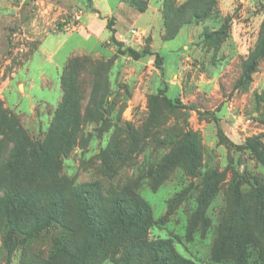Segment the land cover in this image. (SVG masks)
I'll return each instance as SVG.
<instances>
[{
	"label": "trees",
	"instance_id": "1",
	"mask_svg": "<svg viewBox=\"0 0 264 264\" xmlns=\"http://www.w3.org/2000/svg\"><path fill=\"white\" fill-rule=\"evenodd\" d=\"M123 1L141 13L148 8L145 0ZM217 1L187 0L177 5L175 1L163 0V40H173L184 26L206 20ZM262 26L259 51L245 64L234 86L237 90L251 82L264 56V22ZM109 29L114 34L110 24ZM203 34L221 43L229 37V27L224 23L219 29ZM111 43L118 47L119 55L134 60L152 56L156 67L162 69V56L149 47L141 51L123 49L124 45L114 35ZM113 65L112 59L95 60L87 55L68 60L60 78L62 100L42 141L33 138L19 116L0 99V243L10 260L17 259L18 264H199L177 251L179 237L151 238L153 227L169 222L188 201L194 184L169 199L165 215L158 221L140 193L144 181H150V187L156 191L175 169L183 167L186 177L200 181L185 241L193 245L197 234H207L212 226L209 209L219 191L220 174L199 173L203 168L202 151L193 133L181 137L173 150L144 176L122 185L113 183L117 168L126 166L132 154L141 150L140 141L144 138L127 124L118 128L106 147L91 158L100 164L99 175L108 181L106 189L101 181L79 183L64 173L65 159L76 149L88 152L94 136L101 135L87 133L88 124L108 123L105 104L111 93L109 75ZM88 68L92 80L86 99L82 82ZM163 98L169 106L180 107L166 95ZM108 129L111 126L104 132ZM121 136L122 141L118 142ZM9 145L11 149L7 152ZM260 146L253 140L247 144L264 166ZM227 199L210 261L249 264L251 250L256 249L258 260L264 264V184H256L246 194L234 185L229 188Z\"/></svg>",
	"mask_w": 264,
	"mask_h": 264
},
{
	"label": "rangeland",
	"instance_id": "2",
	"mask_svg": "<svg viewBox=\"0 0 264 264\" xmlns=\"http://www.w3.org/2000/svg\"><path fill=\"white\" fill-rule=\"evenodd\" d=\"M56 1L71 7L68 20L65 19L70 26L66 27L64 22L58 21L56 29L59 30L61 24L63 25L61 29L64 31L77 30V27L73 26L74 16L81 10L72 6L70 0H27L30 11L24 17L25 22L19 20L20 16L17 18L18 21L12 23H8L7 19L0 22V99L6 108L19 116L22 126L28 133L41 141L45 138L59 105L56 98L52 95L48 96V103L52 108L50 112L43 109V105H39L33 115L25 116L17 109H13L9 96H7L8 104L1 93L7 94L14 90L15 83L19 81L15 75L19 74L21 65L37 48L41 37L56 22L50 15L56 6ZM156 1L158 0L151 2L155 7L158 5ZM172 1L177 5L183 3L179 0ZM219 2L218 0L210 17L200 23L189 25L193 27V37H188L186 50L181 47L177 52L181 64L178 73L181 72L179 76L182 77L180 80L182 87L177 91V95L168 97V88L164 84L159 90L148 91V84L153 81L152 76L147 74L149 67L130 74L132 72L129 65L119 72H114L112 66L109 75L111 93L107 96L105 104L108 123L107 125L90 123L86 127L87 133H101L100 139L94 136L88 152L82 153L81 150L76 149L64 161L66 175L75 177L79 183L101 181L106 189L108 181L99 175L100 164L92 162L91 158L101 148L106 147L118 128H124L127 124L134 132L144 137L140 141L141 150L132 154L126 166L117 168L118 172L113 183L119 185L144 176L173 150L181 137L188 132L193 133L202 151L203 168L199 173L209 174L216 171L220 174L219 191L209 209L212 226L207 234H197L193 245H188L185 241L187 221L195 209V198L200 191V181L186 177L183 167L175 169L170 177L168 176L169 180L156 191L150 187V181H144L140 193L151 206L154 219L158 221L165 215L169 199L178 192L186 190L190 184H194V191L190 193L188 201L169 222L155 225L151 230V238L179 237L180 242H176L177 251L183 257L193 258L199 264H212L210 261L212 246L228 205L229 188L236 185L246 194L256 184H264V166L247 148L249 140L257 141L261 145L260 152L264 153V56L260 59L259 68L253 74L251 82L238 90L234 88L251 55L259 51L263 33L264 0H230L229 4L222 3L225 10L220 9ZM146 22L150 23L151 19L146 18L142 25L146 26ZM153 22V47L158 52L163 48L164 54L167 47L165 44L169 47H179L183 44L182 33L173 40L162 41L160 34H163L164 30L161 16L159 15L158 21L154 19ZM24 23H28L29 29ZM224 23L229 27V37L224 42L220 43L203 36V33L213 32ZM34 24L40 26L38 31H35L37 27L35 28ZM102 51L105 55H109L108 49L103 48ZM91 57L102 60L94 55ZM34 69L32 67L31 73ZM142 70L144 80L141 81H146L147 84L146 87L141 86L139 89L140 81L137 76L141 75ZM156 71L161 73L160 69ZM129 75L136 76L128 79ZM83 76L82 88L87 99L91 89V69L88 68ZM163 89L165 91H160ZM164 95L175 102V106L180 107L169 106L163 98ZM25 105L26 101L22 107L26 108ZM182 106L193 109H184ZM24 111L28 113V110ZM108 126H111V129L104 132ZM121 139L122 136L118 137L117 141L121 142ZM10 149L9 145L6 151L9 152ZM0 264H18L17 259L8 258L1 243ZM249 264H261L256 249L251 250Z\"/></svg>",
	"mask_w": 264,
	"mask_h": 264
},
{
	"label": "crops",
	"instance_id": "3",
	"mask_svg": "<svg viewBox=\"0 0 264 264\" xmlns=\"http://www.w3.org/2000/svg\"><path fill=\"white\" fill-rule=\"evenodd\" d=\"M161 1V2H160ZM186 2L187 0H179ZM220 9L222 3L229 4L230 0H219ZM72 6L78 7L83 12V18L80 26L75 31H64L59 25V30L56 29L58 21L64 22L66 27H69L68 20L71 7L66 4L62 5L61 2L56 1V6L51 12L53 21H56L41 37L37 48L30 54V56L23 62L20 67L19 74L15 75L19 81L15 83L14 90L5 94L1 93L4 100L9 101L7 96L12 100L13 109H17L20 114L31 116L38 108L43 105V109L51 111L52 108L48 103V96L55 97L59 104L62 96L60 78L64 66L71 57L94 55L97 59H105L114 61L113 71L119 72L129 65L130 74L137 72V70L149 67L147 74L152 76V83L148 84V91L154 92L159 90L161 85L167 84L168 97L177 95V91L181 88L182 79L178 73V68H181L179 61V54L177 52L181 47L187 49V40L193 37V27L184 26L178 36L182 33L184 35V42L179 47L167 46L163 54V48L158 52L153 46L154 43V22L159 20V15L162 18V2L158 0V5L155 7L151 4L152 0H148V8L144 12H139L136 8L124 2L123 0H70ZM63 10V11H62ZM27 0H0V22L7 19L8 23L18 21L22 22L24 17L29 13ZM151 19V22H146L147 25L143 26L144 20ZM28 24V23H27ZM24 23L27 29L29 26ZM114 30V34L109 29ZM35 28L38 26L34 24ZM64 26V28H66ZM196 27V26H195ZM1 28V25H0ZM40 26L35 29L38 31ZM135 30V32H133ZM164 30V28H163ZM114 35L118 42H121L123 49L130 47L136 51H141L144 47L148 46L152 51L158 52L163 58L161 73L157 72L154 65V57H146L140 60H134L128 55H119L118 47L111 43V38ZM160 39L163 40L164 33L160 34ZM189 37V38H188ZM188 38V39H187ZM165 42V41H164ZM108 49V54L105 55L102 49ZM131 62H134L131 64ZM34 71L31 73V69ZM138 74L137 79L140 81L142 88L146 87L147 82H142V72ZM146 74V73H145ZM162 75V76H161ZM136 75H129L127 78L132 79ZM144 80V79H143ZM15 94V95H14ZM14 95V96H13ZM26 101V108L22 104ZM28 110L26 113L24 110Z\"/></svg>",
	"mask_w": 264,
	"mask_h": 264
},
{
	"label": "built area",
	"instance_id": "4",
	"mask_svg": "<svg viewBox=\"0 0 264 264\" xmlns=\"http://www.w3.org/2000/svg\"><path fill=\"white\" fill-rule=\"evenodd\" d=\"M82 18H83V12L81 10L74 16L73 26L78 28L80 26V22H81ZM133 32H135V31H133Z\"/></svg>",
	"mask_w": 264,
	"mask_h": 264
}]
</instances>
